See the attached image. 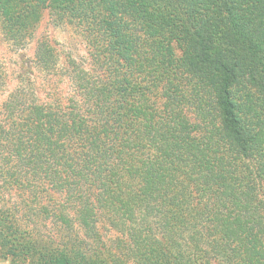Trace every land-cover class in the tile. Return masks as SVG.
I'll use <instances>...</instances> for the list:
<instances>
[{
	"label": "trees",
	"instance_id": "16d2710c",
	"mask_svg": "<svg viewBox=\"0 0 264 264\" xmlns=\"http://www.w3.org/2000/svg\"><path fill=\"white\" fill-rule=\"evenodd\" d=\"M44 11L92 61L0 98V258L264 264V0H0L6 40Z\"/></svg>",
	"mask_w": 264,
	"mask_h": 264
},
{
	"label": "rangeland",
	"instance_id": "374dc122",
	"mask_svg": "<svg viewBox=\"0 0 264 264\" xmlns=\"http://www.w3.org/2000/svg\"><path fill=\"white\" fill-rule=\"evenodd\" d=\"M89 34L86 24L78 19H74L73 22L53 23L48 11L43 12L40 21L32 31L31 38L24 45H12L0 29V98L16 88L18 81L23 80L21 82L26 84L27 78L37 82L39 86L36 85L41 88V81L46 76L45 72L38 68L34 59L37 43L41 40L47 41L53 47L60 63L66 65L73 60L83 66L89 64L92 61ZM57 85L65 90L68 88V79L62 87L61 83ZM38 95L44 96L45 92L39 91ZM54 229H56L55 226H52L51 230ZM102 236L108 240L109 244L112 243L111 239L115 238L113 232L103 233ZM0 264L12 263L9 259L0 258Z\"/></svg>",
	"mask_w": 264,
	"mask_h": 264
}]
</instances>
